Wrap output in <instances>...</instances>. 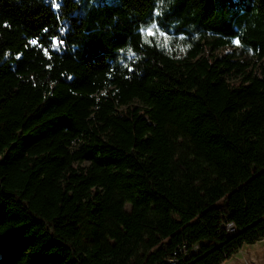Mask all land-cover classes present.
I'll use <instances>...</instances> for the list:
<instances>
[{
	"label": "trees",
	"instance_id": "obj_1",
	"mask_svg": "<svg viewBox=\"0 0 264 264\" xmlns=\"http://www.w3.org/2000/svg\"><path fill=\"white\" fill-rule=\"evenodd\" d=\"M236 39L251 64L217 54ZM263 239L264 0H0V264H226Z\"/></svg>",
	"mask_w": 264,
	"mask_h": 264
},
{
	"label": "rangeland",
	"instance_id": "obj_2",
	"mask_svg": "<svg viewBox=\"0 0 264 264\" xmlns=\"http://www.w3.org/2000/svg\"><path fill=\"white\" fill-rule=\"evenodd\" d=\"M142 33L145 37H152L155 40L159 41V43L166 48L169 53L176 56H184L186 51L189 49V44L185 41L184 36L178 35L176 36L173 32L166 33L161 31L156 25L149 27L148 29L142 30ZM178 40V41H174ZM236 40H232L228 47L223 50L217 51V54L223 55H234L235 59H239L245 63H252L255 58L252 52H249L247 49L242 47L240 43H237ZM264 248V239L257 242L254 246L248 247L247 249H257V248ZM245 249L239 251L234 259L227 263L232 264L236 262L238 259H242L245 256Z\"/></svg>",
	"mask_w": 264,
	"mask_h": 264
},
{
	"label": "water",
	"instance_id": "obj_3",
	"mask_svg": "<svg viewBox=\"0 0 264 264\" xmlns=\"http://www.w3.org/2000/svg\"><path fill=\"white\" fill-rule=\"evenodd\" d=\"M248 247H252V246H246L243 248L246 250L244 258L238 259L236 262H233L232 264H264V248L260 247L257 249L250 250V249H247ZM234 257H233V259H234ZM231 261H229V262H231Z\"/></svg>",
	"mask_w": 264,
	"mask_h": 264
},
{
	"label": "built area",
	"instance_id": "obj_4",
	"mask_svg": "<svg viewBox=\"0 0 264 264\" xmlns=\"http://www.w3.org/2000/svg\"><path fill=\"white\" fill-rule=\"evenodd\" d=\"M227 230H228V233H229V234H232V233L235 232V229L233 228L232 225H228V226H227ZM180 252L184 253V248H183V251H180ZM184 254H185V253H184ZM169 263H172V264H173V259H171V261H169Z\"/></svg>",
	"mask_w": 264,
	"mask_h": 264
},
{
	"label": "snow or ice",
	"instance_id": "obj_5",
	"mask_svg": "<svg viewBox=\"0 0 264 264\" xmlns=\"http://www.w3.org/2000/svg\"><path fill=\"white\" fill-rule=\"evenodd\" d=\"M237 43H239V41H236ZM32 43H36V41H32Z\"/></svg>",
	"mask_w": 264,
	"mask_h": 264
},
{
	"label": "bare ground",
	"instance_id": "obj_6",
	"mask_svg": "<svg viewBox=\"0 0 264 264\" xmlns=\"http://www.w3.org/2000/svg\"><path fill=\"white\" fill-rule=\"evenodd\" d=\"M171 261V260H170ZM176 262V260L175 259H173V263H175ZM172 264V263H171Z\"/></svg>",
	"mask_w": 264,
	"mask_h": 264
}]
</instances>
